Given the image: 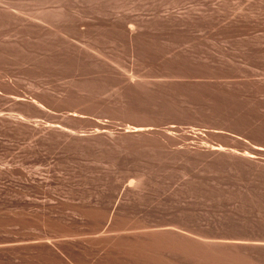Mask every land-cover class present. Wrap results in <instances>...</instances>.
Wrapping results in <instances>:
<instances>
[{"label":"rangeland","instance_id":"374dc122","mask_svg":"<svg viewBox=\"0 0 264 264\" xmlns=\"http://www.w3.org/2000/svg\"><path fill=\"white\" fill-rule=\"evenodd\" d=\"M0 264H264V0H0Z\"/></svg>","mask_w":264,"mask_h":264},{"label":"bare ground","instance_id":"6f19581e","mask_svg":"<svg viewBox=\"0 0 264 264\" xmlns=\"http://www.w3.org/2000/svg\"><path fill=\"white\" fill-rule=\"evenodd\" d=\"M136 128V127H135ZM139 128V127H138ZM141 129V128H140ZM140 132V131H139ZM217 150V149H216ZM253 156V155H252Z\"/></svg>","mask_w":264,"mask_h":264}]
</instances>
